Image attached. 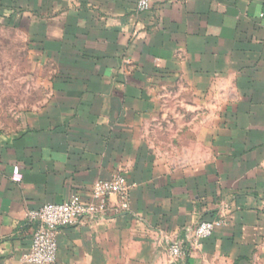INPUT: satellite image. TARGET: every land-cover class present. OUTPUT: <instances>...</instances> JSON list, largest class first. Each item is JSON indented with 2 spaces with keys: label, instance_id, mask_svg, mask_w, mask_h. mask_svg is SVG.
<instances>
[{
  "label": "crops",
  "instance_id": "0c3cea01",
  "mask_svg": "<svg viewBox=\"0 0 264 264\" xmlns=\"http://www.w3.org/2000/svg\"><path fill=\"white\" fill-rule=\"evenodd\" d=\"M0 23L47 78L0 136V264H32L28 211L118 174L128 210L111 195L61 227L53 264H264V0H0ZM163 120L186 129L182 153L156 147ZM216 217L171 259L172 240Z\"/></svg>",
  "mask_w": 264,
  "mask_h": 264
},
{
  "label": "built area",
  "instance_id": "2783aa9c",
  "mask_svg": "<svg viewBox=\"0 0 264 264\" xmlns=\"http://www.w3.org/2000/svg\"><path fill=\"white\" fill-rule=\"evenodd\" d=\"M138 12L147 11L151 0H134ZM118 198L117 212L128 210L129 185L124 176L118 174L108 180H96L90 189L89 199H83L73 193L61 203H45L36 210L26 213V219L35 223L31 237L30 250L24 260L32 264H53L57 258V234L61 227L79 223L85 217L103 214L107 207V198ZM224 221L220 217L203 220L187 231L186 243L180 239L170 242L168 251L172 260L180 259L187 250L197 248L201 239L209 238L216 227ZM187 245V246H186Z\"/></svg>",
  "mask_w": 264,
  "mask_h": 264
},
{
  "label": "rangeland",
  "instance_id": "374dc122",
  "mask_svg": "<svg viewBox=\"0 0 264 264\" xmlns=\"http://www.w3.org/2000/svg\"><path fill=\"white\" fill-rule=\"evenodd\" d=\"M46 70L33 59L24 33L0 23V136L21 129L27 114L47 98ZM174 121V120H171ZM163 120L154 143L161 150L182 153L189 144L186 129Z\"/></svg>",
  "mask_w": 264,
  "mask_h": 264
},
{
  "label": "water",
  "instance_id": "95a60500",
  "mask_svg": "<svg viewBox=\"0 0 264 264\" xmlns=\"http://www.w3.org/2000/svg\"><path fill=\"white\" fill-rule=\"evenodd\" d=\"M170 264H174V263H170Z\"/></svg>",
  "mask_w": 264,
  "mask_h": 264
}]
</instances>
